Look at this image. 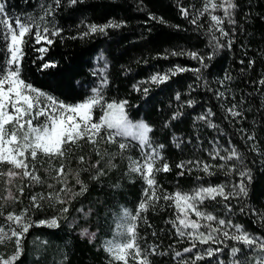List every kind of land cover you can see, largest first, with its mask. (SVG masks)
Masks as SVG:
<instances>
[{
  "label": "trees",
  "instance_id": "16d2710c",
  "mask_svg": "<svg viewBox=\"0 0 264 264\" xmlns=\"http://www.w3.org/2000/svg\"><path fill=\"white\" fill-rule=\"evenodd\" d=\"M2 2L13 23L18 18L32 24L33 31L37 25L41 29L61 30L58 36L50 37L54 41L51 45L44 41L36 44L32 36L26 34L20 61L21 79L64 104L75 105L92 95V88L100 87V76L93 75V70L102 68L106 61L107 86L102 88L103 102L126 100L127 116L152 127L153 146L164 145L163 159L157 166L167 163L170 171L155 174L157 196L161 198L153 201L146 212H141L136 221V242L142 253L152 249L157 253L148 256L150 264H179L185 259L188 264H234V261L255 264L264 253L255 245L249 247L234 239H223L222 243H214L212 239L206 244L197 242L193 252L184 253L192 241L177 235L170 223L175 220L177 209L163 196L221 184L226 186V191H231L232 185L240 181L239 171L247 169L251 175L250 184H246L247 196L207 199L203 209L264 241V85L259 84L264 79V0H234L236 23L229 24L225 20L223 25L229 36L215 33L224 45L231 38V47L215 51L210 46V16L200 15L206 0H78L75 5L61 0L59 7L54 0ZM49 7L54 11L45 15ZM181 9L188 10L187 18ZM213 14L223 16L219 10ZM194 16L198 17L197 24L191 23ZM109 22L121 26L108 28L106 33L89 32V26ZM85 32L89 34L83 35ZM41 46L48 49L43 54L44 61L56 62V67L39 70L44 61L37 59L41 53L36 49ZM173 52L184 54L172 55ZM190 53L204 57L207 67H201L200 61ZM101 56L104 59L98 60ZM3 57L4 52L0 50V59ZM250 61L254 63L250 65ZM177 66L188 70L171 75ZM156 74H169L170 78L153 84L150 78ZM145 88L148 89L146 95ZM220 92L224 93L223 97L218 96ZM177 94L180 100L176 99ZM189 100L194 101L191 106L187 103ZM233 104L243 112L242 117L233 118L226 111ZM98 108L100 106L93 111L95 119L99 116ZM209 109L215 113L210 118L215 128L197 119ZM176 113L180 115L173 119ZM250 135L254 140L248 139ZM119 141L110 144L106 151L94 149L86 139L82 147H70L68 162L81 183L75 198L64 204L41 202L39 207L34 206L31 185L25 187L16 205L5 202V180L0 179V228L7 224V216L12 211L19 212L21 208L26 210L30 225L22 234L21 254L13 264H123L115 261L101 243L113 237V222L123 211L137 212L146 186L139 174L130 171V160L120 153ZM231 147L237 149L242 162L213 160L209 155L213 148L221 149L220 154L226 155L223 150ZM66 148L64 145L63 149ZM132 153L135 155L136 149ZM80 157L84 158L83 162ZM187 161L217 167L208 175L191 165L184 175H179L181 169L177 165ZM222 164L225 167L218 166ZM233 166L236 171H231ZM9 168L6 163L0 164L2 172L6 173ZM64 207L68 208L66 213L61 212ZM80 208L91 210V217L79 213ZM54 217L58 227L41 223ZM212 223L215 226V222ZM84 229L98 231L94 242L81 235ZM201 231L206 229L201 228ZM229 233L237 234L232 228ZM214 235L218 239L222 237V233ZM209 248L220 251L208 256L205 253ZM233 248L239 250L235 256ZM16 250V239H12L7 247L0 246V256L7 257ZM176 252H181L182 256L175 257ZM197 254H203L199 261L193 259ZM128 264H135L131 256Z\"/></svg>",
  "mask_w": 264,
  "mask_h": 264
},
{
  "label": "snow or ice",
  "instance_id": "6c2138e0",
  "mask_svg": "<svg viewBox=\"0 0 264 264\" xmlns=\"http://www.w3.org/2000/svg\"><path fill=\"white\" fill-rule=\"evenodd\" d=\"M55 5L59 7L61 0H54ZM72 5H75L78 0H68ZM237 4L234 0H220L216 3L215 0H206L205 6L200 15L207 13L210 16L211 25L210 32L212 33V43L214 51L225 46L231 47L232 39L229 38L227 45L221 44L219 38L215 35L219 32L221 36L228 37L229 33L225 31L223 25L225 20L229 24H235L234 19L235 9ZM217 10L223 12V16L213 14ZM54 11L49 7L45 15H50ZM181 13L186 18L189 16L187 9H181ZM44 17H41L43 19ZM31 19V18H29ZM150 19H157L150 16ZM162 21V18H160ZM191 23L197 24L198 17L194 16L191 19ZM15 25V26H14ZM121 24L115 22H109L103 26L91 25L89 26L90 33H106L108 28H118ZM33 25L26 22H21L20 19H15L14 23L8 18L6 13V5L0 0V50L4 52V57L0 59V164H8L12 166L5 173L0 171V176H8L10 179L9 184L12 183L11 178L17 175L22 177H30L33 182L40 183V178L35 174V168L31 170L30 165L27 163L29 158L35 161L38 153L43 154L46 157H63L65 155L62 149L66 144H77L79 141L87 138L88 142L95 145L97 138L105 140L108 143H117V137H120L118 142V148L123 152L132 145L125 143V138L131 137L132 140L137 141V146L140 148L141 159L130 160V171L137 173L146 182V189L144 195L146 200H142L138 204V210L135 214L125 211L124 217L128 220L125 225H117V228L124 227V232L127 235V239L122 242L108 243L107 251L112 254L113 259L123 264H128V257L131 256L135 264H150L148 259L149 255L157 254L155 249L150 252L142 253L140 246L137 244V224L136 221L140 219L141 212H146L151 206L153 201H158L161 197L157 196V184L155 174L158 172L170 171L169 165L163 163L159 167L158 162L163 159L161 154L164 145L153 146L150 138V133L153 131L152 127L147 123L141 121L133 123L129 120L125 106L127 101L120 102H103L102 88L107 86V62H104L102 68L93 70V75L99 74L101 79L100 87H94L91 89L92 95L87 96L82 103L75 105H65L62 101H58L54 96L43 92L40 89L33 87L31 84L26 83L20 78V61L23 57V44L25 43L26 34H30L34 40V43L40 44L41 41L51 45L54 41L50 37H55L60 34L59 29L49 30L47 27L40 28L35 26L36 30L33 31ZM89 32H85L83 35H88ZM41 55L37 57L38 60L44 61V53L48 51L47 47L41 46L36 49ZM184 53L173 52L172 55H183ZM192 58L200 61L201 67L206 68L204 63V57L198 56L196 53H190ZM104 58L98 57V60ZM211 59V56L208 57ZM243 63V61H241ZM250 65L254 62L250 61ZM56 67V62L44 61L39 65V70L44 71L49 68ZM177 66L171 71V75H175L179 71H187ZM195 71L199 72V69ZM170 78L169 74H156L150 78V82L153 84H159L167 81ZM230 79V77H225ZM79 83V82H77ZM147 83V82H145ZM260 85H264V79L259 81ZM137 91H140L138 86H134ZM146 95L148 89H143ZM219 97H223L224 93H218ZM43 98L45 102L41 101ZM176 99L180 100V95H176ZM191 106L194 101L189 100L187 102ZM96 106H100L102 109V115L98 121L93 122L92 111ZM11 109V111H9ZM226 111L231 117H242L243 112L237 110V106L233 104L227 108ZM180 113L173 115V119H176ZM215 113L209 109L206 114L197 117L198 120L207 123L208 127L215 128L216 125L211 122V117ZM43 118V119H41ZM36 121V123H34ZM11 125V128L8 126ZM101 132L105 135L101 136ZM249 140H254V136L250 135ZM179 147V144H177ZM227 154L221 155V149L213 148V151L209 153L213 160L219 159L225 162L230 160L241 161L242 158L235 147L230 149H224ZM99 154V153H98ZM83 157H80V161L83 162ZM195 165L199 167L201 171L212 175V169L217 165L201 164L200 161H187L181 162L177 165L181 169L179 175H184V171L189 169V166ZM219 167H225V165H218ZM21 169L22 172H15L12 169ZM231 171H236L235 166ZM57 182L65 183L66 176L64 173L63 164L56 169ZM240 181L238 184L232 185L231 191H226V186L216 185L199 187L191 193L175 192L172 195H164L163 199L166 201H172L175 209H177L175 220L170 223L176 229V233L179 237H187L192 241L191 247H187L183 250L184 253H191L196 248V243L206 244L209 239H212L214 243H222L223 239H234L236 241H242L243 244L253 247L254 245L264 253V241H260L255 237L243 232L239 226H234L230 222H226L223 219H218L211 213L204 212L200 209V205L206 199L216 200L217 197H221L224 200L230 198H239L240 196H247V186L250 184L251 175L247 169L239 171ZM60 177H64L61 180ZM77 183H81L77 176ZM52 187V185H49ZM67 187L65 183V188ZM83 190V187H82ZM61 192L64 191L62 188ZM21 195L23 189H20ZM9 197L12 196L9 192ZM40 199H44L43 196ZM48 199L54 200L57 203L64 204L65 200L61 199L59 193L49 194ZM37 197L33 196L32 201L34 206L39 207L36 204ZM67 207L61 209V212L66 213ZM190 214H194L196 219H190ZM23 214L16 216L15 214H9L7 219L12 221L15 219L18 223L22 220ZM201 220L206 223H200ZM215 222V226L213 223ZM41 223H48L50 227H58L57 218H52L50 221H42ZM22 231L16 232L12 230V236L17 237V251L9 259L3 261V264H12V261L16 260L21 254L19 245V237L28 231L30 225L23 223L20 225ZM201 228L206 231H201ZM234 229L235 235H230L229 229ZM222 233L221 238H217L214 234ZM4 229L0 228V242H3L5 237ZM132 250V251H130ZM220 249L209 248L206 250V255L212 256L214 253L219 252ZM237 248L232 249V253L235 256L238 254ZM182 256L181 252H176L175 257ZM203 258V254H197L193 258L195 261H199ZM179 264H188V261L181 260ZM234 264H240V261H234ZM255 264H264V255H261L255 262Z\"/></svg>",
  "mask_w": 264,
  "mask_h": 264
},
{
  "label": "rangeland",
  "instance_id": "374dc122",
  "mask_svg": "<svg viewBox=\"0 0 264 264\" xmlns=\"http://www.w3.org/2000/svg\"><path fill=\"white\" fill-rule=\"evenodd\" d=\"M216 3H219L220 0H215ZM42 102H45L43 100V98H41ZM67 105V104H65ZM95 108V107H94ZM93 108V111H94ZM99 109V116L97 119L94 118V114L92 111V118H93V122H96L99 120V118L102 115V109L101 107L98 108ZM9 111H11V109H9ZM129 118V117H128ZM43 119V118H41ZM130 121H132L133 123H137V122H141V121H133L129 118ZM34 123H36V121H34ZM9 128H11V125L8 126ZM101 136H104L105 133L101 132L100 134ZM87 140V138H85ZM117 141L120 140V137L116 138ZM128 139L130 142H127L124 140L125 143H128L130 145H132L131 147L127 148L124 152L123 155L129 159V157H131L133 160H138L141 159V152H140V148L137 146V141L132 140L131 137L125 138ZM83 140L79 141L77 144H66L67 148H64V145L62 146V149L65 152V155L63 157H46L43 154L38 153L37 158L35 161H32L30 158L27 161V163L30 165V169L31 170L33 167L35 168V174L40 178V183H36L33 182L31 180L30 177H22L20 175H17L15 177H12V183L9 184V177L4 175V176H0V179H3V181L5 180V202H10L13 205H16V203H18L20 197L23 195H21L20 193V189H23V193L25 190V187L27 185H31L33 191H34V196L37 197L36 200V204H40L41 202L46 203L47 205H57V202H55L54 200H50L48 199L49 194H55V193H59L61 199L65 200V201H72L75 196L77 195V192L79 190H77V186L79 185V183H77V173L75 172V170L72 168V166H70V163L68 162V151H71L72 148L70 147H82L83 146ZM89 143V142H88ZM91 144V143H89ZM113 145L114 143H108L105 142V140H102L100 138H97V143L94 145V149L97 150H107L109 145ZM93 145V144H91ZM136 149V154L134 155L132 153V150ZM104 151V152H105ZM120 151V150H119ZM121 153V152H120ZM106 157V155L104 156ZM61 164H63L64 167V173L66 176V185L67 187L65 188V183H58L57 182V172L56 169H58ZM98 163H95V166H97ZM10 168H12V166H10ZM9 170V169H8ZM15 172H22L21 169H12ZM61 180H64V177H60ZM143 180V179H142ZM143 183L146 186V182L143 180ZM49 185H52V187H49ZM64 189V191H60L61 189ZM9 192H11L12 196L9 197ZM43 196L44 199H40V197ZM33 197V196H32ZM32 199V198H31ZM147 197H144V200H146ZM207 200V199H206ZM33 202V201H32ZM204 204V202H203ZM203 204L200 205V209L202 211H204L203 209ZM18 210V207L16 206V208ZM205 212V211H204ZM79 213L83 214L86 218L91 217V210H85L83 208L79 209ZM124 213L125 211L122 212V216L115 219V221L113 222V226H114V233H113V237L111 238H105L102 241V246L107 249L108 247V243L110 241L112 242H122L124 240H126L128 237L124 232V227H120L119 229L117 228V225H125L128 220L124 217ZM11 214H15L16 216H20L21 214H23L22 216V220L18 223L17 221L12 220L9 221L7 219V224L4 225L3 229H4V233L6 234L3 242H0V246H5L7 247L9 245V242L12 239H16L17 241V237L12 236V230L14 229L16 232H21V224L23 223H27V219H26V210L23 208H21V211L16 212V211H12ZM190 218L191 219H196L194 214H190ZM50 221V220H49ZM204 220H201L200 223H202ZM46 222V221H45ZM48 224V223H46ZM81 235L87 239H89L91 242H94L95 239L97 238L98 235V231H92L90 229H84L82 231H80ZM22 235L19 237V243H20V239H21ZM17 245V244H16ZM17 251V250H16ZM131 251V250H130ZM16 252L8 255L7 257H2L0 256V264H3V261L5 260H9ZM111 255V257L113 258L112 254L109 253ZM129 258V257H128ZM15 261V260H14ZM14 261H12V264L14 263Z\"/></svg>",
  "mask_w": 264,
  "mask_h": 264
}]
</instances>
